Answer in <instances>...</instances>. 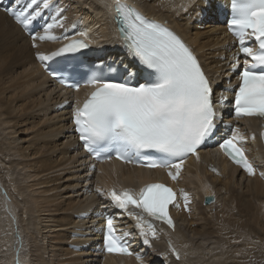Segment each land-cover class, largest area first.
<instances>
[{"label":"bare ground","instance_id":"bare-ground-1","mask_svg":"<svg viewBox=\"0 0 264 264\" xmlns=\"http://www.w3.org/2000/svg\"><path fill=\"white\" fill-rule=\"evenodd\" d=\"M127 1L134 3L148 17L167 22L181 34L200 54L208 72L216 79L223 80L225 71H231V64L226 65L225 61L229 57L228 62H232L237 47L234 38L227 33L225 21L228 17L224 20L217 14L229 0ZM116 2L58 0L56 7L62 9L64 28L55 29L54 34L61 38L37 40L39 47L35 48L32 33L41 32L43 26L51 22L50 17L56 14L55 11L46 10L30 30H26L7 9H22L27 0L20 4L14 0H0V264H102L98 258L102 248L93 232L94 216L102 210L109 217L119 209L106 194L105 198L109 200L102 202L99 209L96 205L97 201L101 203L98 190L107 193L114 188L120 192L137 182L151 181L168 182L179 191V207H173L178 224L172 230L166 225H155L157 235L155 238L149 236L150 244L146 245L136 227L135 216L140 214L139 210L132 209L133 216L123 211L122 217L135 236L134 245L144 256L142 262L137 259L138 262L252 264V259H243L247 257H243L241 251L249 245L260 247L264 244V175H261L264 172V148L260 132L264 120L257 116L235 118L229 114V102L222 103L227 112L224 119L229 120L225 127L230 129L239 124L241 134L253 144L249 160L256 168L255 175H249L212 149L200 154L199 160L190 157L176 181L168 175V169L149 171L117 161L103 164L101 171L96 173L98 178L89 177L92 165L87 162V155L81 156L75 139L63 143L57 139L66 130H69V137L74 138L71 118L78 104L85 100L87 91L83 88L72 93L74 90L69 91L52 81L45 73L49 60H39L36 53L50 55L71 38L83 37L92 47L88 55L90 60L102 64L107 63L106 59L125 60L141 70L142 65L134 60L118 38L114 20ZM205 20L210 21L203 24ZM226 89L216 97L218 103L221 96H229L230 91ZM31 119L33 123L28 121ZM26 122L30 124L26 126ZM19 125H25L21 130L28 132L27 136L33 130L32 138L42 141L41 145L31 151L34 142L24 146L23 142L30 139L23 141V137L17 136ZM40 155L42 160H37ZM45 155L51 156L44 159ZM66 181L67 185L63 184ZM231 184L236 185L235 192L224 197L230 195ZM182 192L190 196L189 208L184 205ZM210 195L215 200L205 204ZM197 209L207 210L211 216L204 214L199 218ZM212 210L215 212L210 214ZM172 247L179 252V258L170 252ZM94 251L100 252L95 254ZM109 257L103 264H119L118 259L126 262L123 256Z\"/></svg>","mask_w":264,"mask_h":264},{"label":"snow or ice","instance_id":"snow-or-ice-1","mask_svg":"<svg viewBox=\"0 0 264 264\" xmlns=\"http://www.w3.org/2000/svg\"><path fill=\"white\" fill-rule=\"evenodd\" d=\"M23 2L14 0L16 4ZM57 4L58 0H27L24 8L10 7L7 11L26 30H30L46 10L55 11L51 22L46 23L41 32L32 33L33 47L38 48L37 40L61 38L54 34L55 29L64 28L62 9L57 8ZM230 7L228 26L237 37L238 46L230 70L237 74L238 85L226 91H234L236 117L264 118V0H230ZM116 16L124 47L140 65L151 70L148 82L133 84V73L122 79L103 71L92 74L86 80V86L92 90L82 106L75 108L74 124L85 150L98 159L102 156L111 159L114 154L118 159L135 160L148 168L168 169V175L176 181L184 161L192 155L199 160L198 150L214 136L217 128L220 116L214 106L212 83L194 52L165 24L149 19L124 0H117ZM88 47L84 40H73L51 55L39 51L36 55L47 62L52 56ZM52 75L77 91L81 87L56 71ZM225 100L227 97L221 96L219 103ZM244 142L245 137L235 127L231 135L219 143V148L249 175H255V166L240 146ZM150 152L154 156L142 159ZM98 191L129 216H133L131 209L139 210L140 214L135 216L136 227L146 245L150 244L149 236L157 235L155 221L166 222L174 228L169 206L179 207L177 194L164 183H147L138 194L128 189ZM182 195L185 207L189 208V194L182 192ZM105 221V250L132 255L127 244L131 233L118 234L115 217H106ZM171 251L179 258L175 247ZM137 259L142 262L140 255Z\"/></svg>","mask_w":264,"mask_h":264},{"label":"rangeland","instance_id":"rangeland-1","mask_svg":"<svg viewBox=\"0 0 264 264\" xmlns=\"http://www.w3.org/2000/svg\"><path fill=\"white\" fill-rule=\"evenodd\" d=\"M211 20V19H210ZM209 20V21H210ZM208 20H205L204 22H203V24L204 23H207V22H209ZM207 30V29H206ZM201 31H205V29L204 28H201ZM204 36H206V35H204ZM57 121H58V119H56ZM54 121L55 123H57V121ZM30 123L32 122V119L31 120H28ZM27 121V122H28ZM27 122L25 123V125L26 126H28L30 123H28V125H27ZM53 122V123H54ZM33 123V122H32ZM25 125H23V127H22V125H19L20 127H18V130L20 131V132H18L17 133V136H19V137H23V141H24V139H25V141H27V139L29 140L28 142H23V144H24V146H27L28 144L27 143H29V144H31L30 143V141L31 142H34V144L32 143L31 144V146H30V151L31 150H35V148L34 147H39L40 145H41V143H42V141H40L39 142V140H36V139H34V138H32V135H34V132H33V130H32V132H30L29 134V136H27V133L28 132H24V131H22L21 129H23L24 127H25ZM54 126V125H53ZM56 126H54V128H55ZM57 128H58V125H57ZM56 128V129H57ZM66 133V132H65ZM63 134V136H61V137H58L57 139H60V143H63V142H65V141H67L68 139H70L71 140V138L67 135V133L66 134ZM32 139V140H31ZM56 139V140H57ZM34 140H36V141H34ZM54 142H56V140L55 139H52ZM52 140H50V142L52 141ZM65 140V141H64ZM53 142V143H54ZM36 145V146H35ZM49 148V147H48ZM64 149V148H63ZM44 150V149H43ZM45 151V150H44ZM44 155V154H43ZM41 156V157H40ZM39 157L40 158H38L37 160H40L41 158H43V156L42 155H40ZM51 156V155H50ZM50 156H48V155H45L44 156V159L46 158V157H48V158H50ZM42 160V159H41ZM89 174V173H88ZM67 181L66 182H64L63 184H66L67 185ZM86 183H84L83 185H85ZM234 184H231L230 185V187H231V191L229 192L230 193V195L229 194H225V189H223L224 191H223V194H225V196L224 197H230L234 192H235V190H236V185L235 186H233ZM95 189V188H94ZM83 192V191H82ZM98 194L100 195V191H98ZM222 194V195H223ZM100 196H102V195H100ZM104 197H105V195H103ZM102 196V197H103ZM194 210L195 209H193L192 211L194 212ZM197 211H198V216H199V218L201 217V216H204V214H205V216L207 215V216H211V215H208V211L206 210H202V209H197ZM213 212H215V210H212V212L210 213V214H212ZM207 213V214H206ZM203 214V215H202ZM77 234H79V233H77ZM76 234V235H77ZM257 242L259 241V239H255ZM263 248V249H262ZM261 250V251H260ZM259 251V252H258ZM264 244L263 245H260V247L259 246H257V245H249V246H247V248H245L244 247V249H242V251H241V255H243V257H247V258H243L244 260H250V259H252V261H251V263L252 264H264ZM235 254L236 255H239L238 254V252H235ZM263 257H262V256ZM69 257V256H68ZM97 257V256H96ZM90 258V257H89ZM150 261L151 262H154L155 260H152V259H150Z\"/></svg>","mask_w":264,"mask_h":264},{"label":"water","instance_id":"water-1","mask_svg":"<svg viewBox=\"0 0 264 264\" xmlns=\"http://www.w3.org/2000/svg\"><path fill=\"white\" fill-rule=\"evenodd\" d=\"M213 197L214 196H212V195L206 197L205 204H210L211 202H213L215 200V197H214V199H212Z\"/></svg>","mask_w":264,"mask_h":264}]
</instances>
